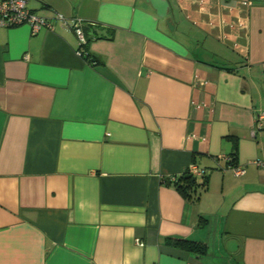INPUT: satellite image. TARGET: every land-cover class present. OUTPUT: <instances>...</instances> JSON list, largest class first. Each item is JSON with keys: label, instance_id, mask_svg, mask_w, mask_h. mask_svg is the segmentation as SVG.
Here are the masks:
<instances>
[{"label": "crops", "instance_id": "1", "mask_svg": "<svg viewBox=\"0 0 264 264\" xmlns=\"http://www.w3.org/2000/svg\"><path fill=\"white\" fill-rule=\"evenodd\" d=\"M153 1L30 0L52 30L0 28V264H264V0Z\"/></svg>", "mask_w": 264, "mask_h": 264}, {"label": "built area", "instance_id": "2", "mask_svg": "<svg viewBox=\"0 0 264 264\" xmlns=\"http://www.w3.org/2000/svg\"><path fill=\"white\" fill-rule=\"evenodd\" d=\"M29 1L30 0H0V28H12L21 25H27L30 28L32 34L36 33L41 28L52 30L51 25L44 18L34 15L28 9L27 5ZM247 5L248 3L241 2L236 7V10H238L241 6ZM57 18L62 21L60 16H57ZM75 25L76 23L74 24L73 32L75 33L78 45L81 47L85 44V40L80 29ZM76 53L79 55L81 54L79 50L76 51ZM254 128L256 130L264 128V115L256 116ZM226 162L229 163V160L226 159ZM251 163L257 167L264 168L263 162L256 160L252 161ZM228 169L234 176H239L243 173V169L241 167L231 165L228 167ZM187 171L192 177H201L203 174V171H200L193 166H188ZM174 181V178L170 179V182ZM136 243L138 242L136 241Z\"/></svg>", "mask_w": 264, "mask_h": 264}, {"label": "trees", "instance_id": "3", "mask_svg": "<svg viewBox=\"0 0 264 264\" xmlns=\"http://www.w3.org/2000/svg\"><path fill=\"white\" fill-rule=\"evenodd\" d=\"M233 149L235 150L234 146ZM232 155H234V152ZM205 176L206 175L203 172L202 176L199 177L198 180L196 177H192L188 173L186 167L184 172L180 174L174 182H172V186L182 198L186 199L189 202H195L198 199L199 193L205 190ZM164 244L168 247L184 252H190L195 255H203L206 251V247L204 244L185 238L166 237L164 239Z\"/></svg>", "mask_w": 264, "mask_h": 264}, {"label": "water", "instance_id": "4", "mask_svg": "<svg viewBox=\"0 0 264 264\" xmlns=\"http://www.w3.org/2000/svg\"><path fill=\"white\" fill-rule=\"evenodd\" d=\"M153 2H154V1H153V0H151V3H152V4H153Z\"/></svg>", "mask_w": 264, "mask_h": 264}]
</instances>
